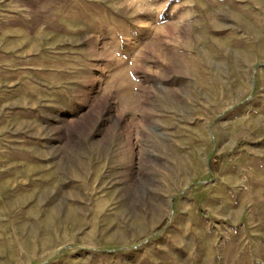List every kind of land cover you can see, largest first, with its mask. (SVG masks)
<instances>
[{
    "label": "rangeland",
    "instance_id": "obj_1",
    "mask_svg": "<svg viewBox=\"0 0 264 264\" xmlns=\"http://www.w3.org/2000/svg\"><path fill=\"white\" fill-rule=\"evenodd\" d=\"M0 264H264V0H0Z\"/></svg>",
    "mask_w": 264,
    "mask_h": 264
},
{
    "label": "trees",
    "instance_id": "obj_2",
    "mask_svg": "<svg viewBox=\"0 0 264 264\" xmlns=\"http://www.w3.org/2000/svg\"><path fill=\"white\" fill-rule=\"evenodd\" d=\"M28 6H31L33 8H37L40 2H45L48 0H23ZM204 213V212H203ZM206 214V213H204Z\"/></svg>",
    "mask_w": 264,
    "mask_h": 264
}]
</instances>
